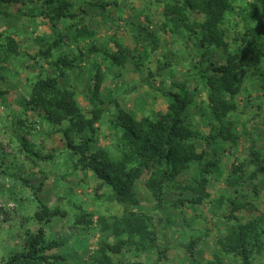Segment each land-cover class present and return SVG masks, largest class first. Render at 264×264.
<instances>
[{
    "label": "rangeland",
    "instance_id": "rangeland-1",
    "mask_svg": "<svg viewBox=\"0 0 264 264\" xmlns=\"http://www.w3.org/2000/svg\"><path fill=\"white\" fill-rule=\"evenodd\" d=\"M67 1L76 15L59 19L55 29L43 14V0H12L3 5L8 15L0 14V53L7 38L17 45L16 52L0 62V264L12 253L24 250L25 240L39 227L44 228L46 239L62 242L49 253L64 260L50 264H93L104 241L115 245L109 253L115 264H242L240 258L223 252L217 239L232 225L224 216L230 199L250 207L253 204L254 208L242 207L235 212L242 222L264 214V164L258 165L261 168L254 178H250L254 167H248L241 183H226L232 166H243L250 158V147L264 155V88L259 78L247 77L242 92L234 98L237 108L224 123L234 133L236 143L198 139L197 149L205 150L209 161L191 166L170 181L160 201L146 186L147 171L130 179V197H120L92 171L76 165L78 155L66 147L58 126L27 103L38 80L57 78L61 87L74 92L87 119H93L88 89L94 86L103 101L92 123L97 147L112 156L118 153L115 143L120 132L113 130L110 121L118 108L136 119L172 113L179 106L162 90L172 88L173 82H184L188 87L192 105L187 116L194 130L207 136L217 133L220 125L208 117L207 92L195 75L193 41L187 31L174 30L167 22L166 0ZM89 1L95 5L87 4ZM235 9L239 13L228 14L222 26L231 37L225 38L228 52L240 44L233 34L255 15L246 1H236ZM193 17L202 19L201 15ZM72 23L87 26L93 35L74 38L67 29ZM56 37L50 55L40 53L47 48L46 42ZM116 43L125 48L123 53H130V63L116 65L111 59L117 54ZM91 46L99 50L90 52ZM228 52L211 44L206 57L223 64ZM97 66L100 81L94 77ZM254 72L264 74V58ZM24 139L32 153L22 146ZM127 170L130 173V168ZM203 177L207 178L204 188L200 186ZM44 207L57 212L48 222L35 217ZM129 212L147 216L157 232L156 250L137 254L114 244L109 227ZM252 262L264 264V250L254 254Z\"/></svg>",
    "mask_w": 264,
    "mask_h": 264
},
{
    "label": "trees",
    "instance_id": "trees-1",
    "mask_svg": "<svg viewBox=\"0 0 264 264\" xmlns=\"http://www.w3.org/2000/svg\"><path fill=\"white\" fill-rule=\"evenodd\" d=\"M11 1L0 0V14L8 15L3 10V5ZM236 1H246L255 15L251 21L249 19L244 23L241 31L233 34L234 39L240 44L237 50L228 52L225 38L231 37L225 33L222 26L228 14L239 13L235 9ZM43 3L46 4V11L43 14L49 17L53 29L56 28V21L59 19H73L76 15L67 0H43ZM86 3L95 5L93 1ZM163 7L164 16L172 28L187 31L190 36L188 39L193 41L191 50L196 60V79L207 92L208 117L220 125L217 133L203 136L191 127L187 114L192 105V98L184 82H173L172 88L162 90L170 102L179 106L172 113H155L153 116L136 119L129 112L118 108L115 118L110 121L113 130L120 132L115 143L118 152L116 156L97 147L92 123L97 118V111L102 109L103 101L94 86L88 89L93 119L86 118L74 98V92L61 87L55 77L47 76L38 80L33 85L27 101L46 121L58 126L66 147L78 155L76 165L83 170L92 171L116 195L124 198L131 196L128 190L130 179L147 171L149 177L146 186L155 200L160 201L170 181L175 180L191 166L203 165L209 161L205 150L198 151L196 144L198 139L215 143L221 138L222 141L236 143L234 133L224 124L226 118L237 108L235 96L242 92L244 83L250 75L257 76L259 85L264 88V74L254 72L264 58V0H166ZM199 15L202 17L201 20L193 17ZM67 29L74 38L93 35L87 26H80L77 23H72ZM59 37L60 35L58 39ZM7 40L4 51L0 53V62L7 61L16 52V42L11 38ZM57 41L56 37L50 43L46 42L47 48L40 50V53L50 55ZM211 44L223 47L228 52L225 63L219 64L206 57L207 47ZM116 49L117 54L111 55L114 63L122 66L130 63V53L128 51L123 53L125 48L118 43ZM96 50L99 49L93 46L89 48L90 52ZM61 61L59 58L58 63ZM135 64L139 67L138 63ZM62 74L61 70L60 76ZM94 77L96 81H100L99 66ZM145 83L152 88L156 87L151 82ZM202 110L201 107L200 111ZM22 146L27 152L32 153L25 139ZM33 154L40 157L39 154ZM249 157L243 166L236 164L232 166L226 178L227 185L241 183L240 179L248 167H254L250 174V178H254L256 170L261 168L258 165L264 164V155L250 147ZM261 169L264 170V167ZM206 182L207 178L203 177L200 186L204 188ZM262 182L264 185V177ZM229 205V211L224 216L232 221V225L217 239V243L223 252L240 258L242 264H253V255L264 250V214L260 213L242 222L235 212L242 207L254 208L253 204L250 207L248 203L239 202L234 198L229 200ZM56 213L55 209L44 207L35 214V217L38 221L48 222ZM109 234L120 249L124 247L137 254L150 252L158 247L157 232L151 227L147 216L142 213L129 212L116 219L109 227ZM61 244L60 240L46 239L44 228L39 227L25 240L24 250L12 253L3 264H50L56 260L63 261L60 256L49 253ZM114 246L104 241L96 251L93 264H115L109 255L114 251Z\"/></svg>",
    "mask_w": 264,
    "mask_h": 264
}]
</instances>
